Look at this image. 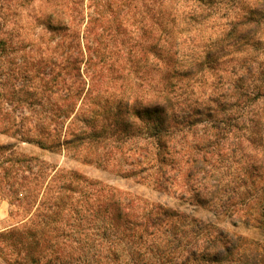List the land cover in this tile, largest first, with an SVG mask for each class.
Segmentation results:
<instances>
[{
  "label": "trees",
  "instance_id": "16d2710c",
  "mask_svg": "<svg viewBox=\"0 0 264 264\" xmlns=\"http://www.w3.org/2000/svg\"><path fill=\"white\" fill-rule=\"evenodd\" d=\"M0 133L5 264H254L261 242L16 145L264 228V0H0Z\"/></svg>",
  "mask_w": 264,
  "mask_h": 264
},
{
  "label": "rangeland",
  "instance_id": "374dc122",
  "mask_svg": "<svg viewBox=\"0 0 264 264\" xmlns=\"http://www.w3.org/2000/svg\"><path fill=\"white\" fill-rule=\"evenodd\" d=\"M118 81L112 84L127 86L126 81ZM12 139L0 133V143H11ZM18 151L24 152L28 155H35L42 159L47 160L52 164L65 166L70 169H75L89 177L101 180L105 183L115 185L122 189H126L135 195L143 196L151 201L166 203L170 207L177 208L181 211H186L206 222L213 223L220 227L236 231L243 236L261 242L264 244V228L250 225L244 222H234L233 219L224 213H219L214 210H209L202 206L190 204L186 200H182L175 195L168 193H161L154 189L152 185L146 181L141 180L139 177H131L119 170V167L114 165L112 159L102 165L88 164L81 160L69 157L65 153H56L44 150L32 143L19 142L16 145ZM11 206L7 199L0 196V229L13 223V218L10 217ZM258 259L254 264H264V257L261 258L258 252H255ZM1 264H5L0 260Z\"/></svg>",
  "mask_w": 264,
  "mask_h": 264
}]
</instances>
